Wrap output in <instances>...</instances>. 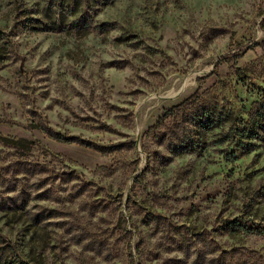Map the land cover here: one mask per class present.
Masks as SVG:
<instances>
[{
    "label": "rangeland",
    "instance_id": "374dc122",
    "mask_svg": "<svg viewBox=\"0 0 264 264\" xmlns=\"http://www.w3.org/2000/svg\"><path fill=\"white\" fill-rule=\"evenodd\" d=\"M5 263L264 264V0H0Z\"/></svg>",
    "mask_w": 264,
    "mask_h": 264
},
{
    "label": "trees",
    "instance_id": "16d2710c",
    "mask_svg": "<svg viewBox=\"0 0 264 264\" xmlns=\"http://www.w3.org/2000/svg\"><path fill=\"white\" fill-rule=\"evenodd\" d=\"M242 230H243V229H242ZM242 230H241V231H242ZM5 264H6V263H5Z\"/></svg>",
    "mask_w": 264,
    "mask_h": 264
}]
</instances>
